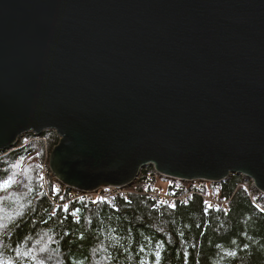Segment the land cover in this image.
Here are the masks:
<instances>
[{
  "label": "water",
  "instance_id": "1",
  "mask_svg": "<svg viewBox=\"0 0 264 264\" xmlns=\"http://www.w3.org/2000/svg\"><path fill=\"white\" fill-rule=\"evenodd\" d=\"M46 132L84 195L152 166L264 196V0H0V152Z\"/></svg>",
  "mask_w": 264,
  "mask_h": 264
},
{
  "label": "trees",
  "instance_id": "2",
  "mask_svg": "<svg viewBox=\"0 0 264 264\" xmlns=\"http://www.w3.org/2000/svg\"><path fill=\"white\" fill-rule=\"evenodd\" d=\"M59 140L55 132L20 138L0 152V180L14 178L13 165L20 161L33 170L26 157L46 160L48 154V161ZM159 176L146 167L128 192L107 198L74 194L50 172L47 187L42 176L36 177L28 208L0 238L5 259L15 258L17 264H157L159 252V264H264V196L251 188V181L238 175L220 183L171 180L165 189L169 198L155 199ZM208 194L221 203L211 207ZM25 250L30 256L22 255Z\"/></svg>",
  "mask_w": 264,
  "mask_h": 264
},
{
  "label": "rangeland",
  "instance_id": "3",
  "mask_svg": "<svg viewBox=\"0 0 264 264\" xmlns=\"http://www.w3.org/2000/svg\"><path fill=\"white\" fill-rule=\"evenodd\" d=\"M51 155V154H50ZM26 160H32L34 163L33 170L27 163H24L23 161L19 162V167L16 168L15 172V183L12 187L6 188L2 191H0V197H3V201L0 202V238L3 237V235L11 228L13 227L15 223V219L19 217L22 213L24 214L26 209L29 205V190L32 185L33 179L36 177L39 179L40 176H42L44 186L47 187L48 182V174H46L47 170L50 169V158L48 159V154L45 159L42 160H35L33 157H26ZM29 162V161H27ZM19 170H22V172H19ZM32 172H35L36 175L34 176ZM51 174V170H50ZM19 176V181H17V177ZM51 177L53 178V175L51 174ZM160 179L157 183V189L154 192H158L163 196H168L165 192V189L167 187L168 179L159 176ZM54 181H56L55 178H53ZM57 182V181H56ZM58 183V182H57ZM60 184V183H59ZM130 190V188L127 189H120L119 191L125 192ZM100 191V190H99ZM74 194H80L84 195L81 192L72 190ZM109 193H112L110 190H107L104 195L107 196ZM153 193V192H152ZM107 194V195H106ZM91 198H99L98 197V191L94 194L86 195Z\"/></svg>",
  "mask_w": 264,
  "mask_h": 264
},
{
  "label": "snow or ice",
  "instance_id": "4",
  "mask_svg": "<svg viewBox=\"0 0 264 264\" xmlns=\"http://www.w3.org/2000/svg\"><path fill=\"white\" fill-rule=\"evenodd\" d=\"M13 167L18 168L19 164H14ZM15 183V180L13 178L12 175H9L6 179H2L0 180V191L6 189V188H10L13 186V184ZM3 201V197H0V202ZM172 207H175L174 204L171 205ZM65 210L67 209V205L64 206ZM79 210H77L78 212ZM261 211H264V209H261ZM51 218V216L49 217ZM181 235H183V233H181ZM22 255H28L30 256V253L27 252V250H25L24 253H22ZM157 257V264H159V256L160 253L157 252L156 254ZM230 255L235 256L236 253H230ZM0 264H17L16 259L12 258V259H5V253L3 250V246L0 245ZM80 264H82V262H80Z\"/></svg>",
  "mask_w": 264,
  "mask_h": 264
},
{
  "label": "built area",
  "instance_id": "5",
  "mask_svg": "<svg viewBox=\"0 0 264 264\" xmlns=\"http://www.w3.org/2000/svg\"><path fill=\"white\" fill-rule=\"evenodd\" d=\"M253 187V183L251 185V188ZM107 190H110L112 193H109L107 196L104 195V193L107 191ZM122 191H119V189H116V188H103L101 189L100 191H98V197L99 198H107V197H110V196H114L118 193H120ZM152 197L155 198V199H168L169 196H163L161 195L160 193L158 192H153L152 193ZM205 200L206 202L211 206V207H216L218 206L221 202L219 201V198L218 196H216L215 194H208L205 196Z\"/></svg>",
  "mask_w": 264,
  "mask_h": 264
},
{
  "label": "bare ground",
  "instance_id": "6",
  "mask_svg": "<svg viewBox=\"0 0 264 264\" xmlns=\"http://www.w3.org/2000/svg\"><path fill=\"white\" fill-rule=\"evenodd\" d=\"M46 172H47L46 174H48V173L50 172V169H49V170H47ZM34 234H35V233H34ZM52 263H53V262H52Z\"/></svg>",
  "mask_w": 264,
  "mask_h": 264
}]
</instances>
